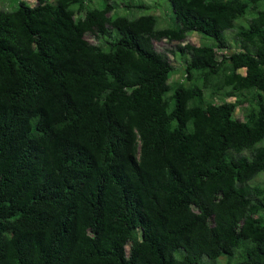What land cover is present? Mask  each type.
Returning <instances> with one entry per match:
<instances>
[{
  "label": "trees",
  "instance_id": "16d2710c",
  "mask_svg": "<svg viewBox=\"0 0 264 264\" xmlns=\"http://www.w3.org/2000/svg\"><path fill=\"white\" fill-rule=\"evenodd\" d=\"M12 1L0 9V264H211L236 251V264H264V183H252L264 0H169L165 28L110 0ZM227 31L240 50L218 58ZM163 40L175 49L157 51ZM168 54L182 82L169 83Z\"/></svg>",
  "mask_w": 264,
  "mask_h": 264
},
{
  "label": "rangeland",
  "instance_id": "374dc122",
  "mask_svg": "<svg viewBox=\"0 0 264 264\" xmlns=\"http://www.w3.org/2000/svg\"><path fill=\"white\" fill-rule=\"evenodd\" d=\"M17 2L20 1H27L29 4H34L35 0H15ZM129 1V0H124ZM133 3H139V1L143 2V5L148 7L146 10H137V9H131V10H124L121 6L120 0H110V3H112L116 7L114 10L117 14H125L129 18L137 17L141 14H153L158 19V28H165L168 27L170 24V14H171V4L169 0H131ZM97 0H92V3L97 4ZM14 7V2L12 0H0V9L3 10H10ZM249 13L245 15L244 18L238 19L235 21V24L238 25H248V19L250 18ZM227 37V41L229 44V47L227 50L224 51H217V56L220 58L221 55H229L230 53L236 52L240 50V45L238 41L234 38V31H227L225 33ZM88 40L90 42H95V40L91 37H88ZM209 38L202 37L201 35L197 33H189L186 38V42L193 44V45H202L210 43ZM177 43H168L166 41L161 42H154V47L157 51L163 52L167 49H175V46ZM170 62L174 68V72L171 74V77L169 79V83L173 84L175 82H182L183 81V63L182 59L178 55H172L168 54ZM236 100L235 97L226 98V102H234ZM220 102V101H216ZM233 117L235 119L244 120L245 116L243 113V109L241 107H237L235 109V112L233 114ZM253 184H263L264 183V174L259 175L256 177L253 182ZM239 259V251H236L234 253V256L232 258H229L227 256H221L218 259L214 261H209L211 264H236V262Z\"/></svg>",
  "mask_w": 264,
  "mask_h": 264
}]
</instances>
